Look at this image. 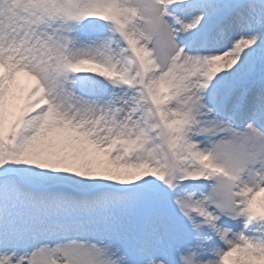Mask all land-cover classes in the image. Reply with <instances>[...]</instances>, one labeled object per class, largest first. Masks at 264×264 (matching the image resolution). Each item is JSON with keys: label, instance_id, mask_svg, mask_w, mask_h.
I'll return each instance as SVG.
<instances>
[{"label": "snow or ice", "instance_id": "1", "mask_svg": "<svg viewBox=\"0 0 264 264\" xmlns=\"http://www.w3.org/2000/svg\"><path fill=\"white\" fill-rule=\"evenodd\" d=\"M0 264H264V0H0Z\"/></svg>", "mask_w": 264, "mask_h": 264}]
</instances>
